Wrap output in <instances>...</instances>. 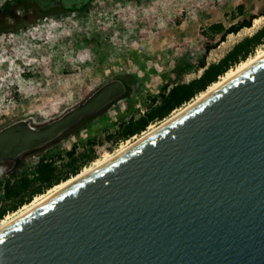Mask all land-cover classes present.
Here are the masks:
<instances>
[{"label": "water", "instance_id": "obj_1", "mask_svg": "<svg viewBox=\"0 0 264 264\" xmlns=\"http://www.w3.org/2000/svg\"><path fill=\"white\" fill-rule=\"evenodd\" d=\"M113 79L60 116L0 130V163L125 98ZM0 264H264V58L117 160L0 231Z\"/></svg>", "mask_w": 264, "mask_h": 264}, {"label": "rangeland", "instance_id": "obj_2", "mask_svg": "<svg viewBox=\"0 0 264 264\" xmlns=\"http://www.w3.org/2000/svg\"><path fill=\"white\" fill-rule=\"evenodd\" d=\"M17 15L0 16V130L21 119H54L113 79H121L128 92L70 136L26 154L14 177L42 159L65 172L66 153L74 146L84 152L90 141L102 158L133 140L117 139L121 124L144 114L165 87L197 78L203 61L218 62L261 29L264 21L245 28L264 15V0H95L76 12ZM234 24H245V31L228 34L221 47ZM7 169L0 166V180L8 179Z\"/></svg>", "mask_w": 264, "mask_h": 264}, {"label": "trees", "instance_id": "obj_3", "mask_svg": "<svg viewBox=\"0 0 264 264\" xmlns=\"http://www.w3.org/2000/svg\"><path fill=\"white\" fill-rule=\"evenodd\" d=\"M95 0H6L0 7V16L18 19L19 12H33L35 14L59 13L61 11L76 12L84 10ZM257 18V17H256ZM254 21V20H253ZM249 27L252 24L249 22ZM245 24H234L227 29L220 42H224L229 34H236ZM264 45V26L252 36L239 41L218 62L200 64L202 73L189 82H181L165 87L146 112L138 118H131L123 122L118 131L117 139L128 140L146 131L148 127L167 118L174 110L190 102L198 94L205 91L211 84L219 80L229 69L246 60L254 54L255 49ZM95 141H90V148L84 152H77L76 146L66 153L68 163L64 164L65 172L60 170L54 160L42 159L29 171L20 176L8 178L0 182V220L8 212H15L25 204L30 203L35 196L47 192L53 186L70 177L77 175L83 167L98 158L93 150Z\"/></svg>", "mask_w": 264, "mask_h": 264}, {"label": "bare ground", "instance_id": "obj_4", "mask_svg": "<svg viewBox=\"0 0 264 264\" xmlns=\"http://www.w3.org/2000/svg\"><path fill=\"white\" fill-rule=\"evenodd\" d=\"M264 21V15L259 16L254 19L253 24L251 27H246L247 30H253L255 28L259 27V24ZM245 29H242V31H245ZM240 32L238 34H230L231 37L239 36ZM227 41L222 42L221 47L227 46ZM264 58V49L259 50L256 55L249 56L246 60L239 63L236 67L229 69L223 76L220 77V79L213 84H211L205 91L198 94L197 97H195L190 102L186 103L183 107L174 110L171 115H169L167 118L162 120L159 124H151L149 128L144 131L139 136H134L133 140H128L127 143H123L115 152L113 153H106L104 157L98 158L90 165L84 167L77 175H74L70 177L67 180L62 181L61 183L53 186L50 188L46 193L41 194L39 196H36L34 200H32L30 203L25 204L23 207H21L16 212L10 213L6 215L2 220H0V231L16 220L20 219L21 217L25 216L26 214L30 213L31 211L35 210L36 208L40 207L41 205L45 204L55 196L59 195L60 193L64 192L68 188L72 187L76 183L80 182L81 180L87 178L88 176L94 174L95 172L99 171L106 165L112 163L113 161L120 158L122 155L130 151L132 148L137 146L139 143L156 133L158 130H160L162 127L173 121L174 119L178 118L182 114H184L186 111H188L190 108L194 107L195 105L202 102L204 99H206L208 96H210L212 93H214L216 90L221 88L223 85L231 81L233 78L244 72L246 69L250 68L252 65L260 61Z\"/></svg>", "mask_w": 264, "mask_h": 264}, {"label": "flooded vegetation", "instance_id": "obj_5", "mask_svg": "<svg viewBox=\"0 0 264 264\" xmlns=\"http://www.w3.org/2000/svg\"><path fill=\"white\" fill-rule=\"evenodd\" d=\"M127 92H128V90H127ZM13 162L12 161H6V162H2V163H0V166H3L4 168L6 167H8V169H7V174H5L4 176H8V178H14V173L20 168V166L13 172V174H9V171L12 169V167H13ZM4 177H2L1 178V180H0V182L1 181H4L5 179H3Z\"/></svg>", "mask_w": 264, "mask_h": 264}]
</instances>
